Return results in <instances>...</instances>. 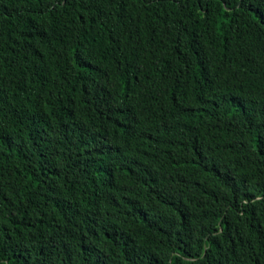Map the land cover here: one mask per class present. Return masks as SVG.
Wrapping results in <instances>:
<instances>
[{
    "label": "trees",
    "instance_id": "obj_1",
    "mask_svg": "<svg viewBox=\"0 0 264 264\" xmlns=\"http://www.w3.org/2000/svg\"><path fill=\"white\" fill-rule=\"evenodd\" d=\"M0 264H264V0H0Z\"/></svg>",
    "mask_w": 264,
    "mask_h": 264
}]
</instances>
